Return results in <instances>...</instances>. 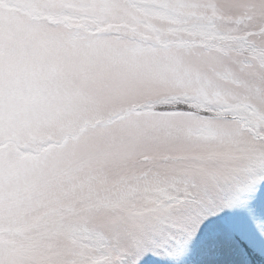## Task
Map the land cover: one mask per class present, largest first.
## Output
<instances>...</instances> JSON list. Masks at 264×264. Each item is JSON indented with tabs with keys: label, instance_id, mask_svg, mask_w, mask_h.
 Listing matches in <instances>:
<instances>
[{
	"label": "snow or ice",
	"instance_id": "obj_1",
	"mask_svg": "<svg viewBox=\"0 0 264 264\" xmlns=\"http://www.w3.org/2000/svg\"><path fill=\"white\" fill-rule=\"evenodd\" d=\"M264 184V0H0V264H153Z\"/></svg>",
	"mask_w": 264,
	"mask_h": 264
},
{
	"label": "rangeland",
	"instance_id": "obj_2",
	"mask_svg": "<svg viewBox=\"0 0 264 264\" xmlns=\"http://www.w3.org/2000/svg\"><path fill=\"white\" fill-rule=\"evenodd\" d=\"M264 184L247 194L245 200L255 198ZM242 204V205H243ZM239 206L221 219H211L202 225L198 234L172 257L153 261V264H246L239 245L230 230L243 206ZM257 264H264V257Z\"/></svg>",
	"mask_w": 264,
	"mask_h": 264
},
{
	"label": "trees",
	"instance_id": "obj_3",
	"mask_svg": "<svg viewBox=\"0 0 264 264\" xmlns=\"http://www.w3.org/2000/svg\"><path fill=\"white\" fill-rule=\"evenodd\" d=\"M237 214L235 224H230L239 251L246 264H257L264 257V187L255 198L245 200Z\"/></svg>",
	"mask_w": 264,
	"mask_h": 264
}]
</instances>
